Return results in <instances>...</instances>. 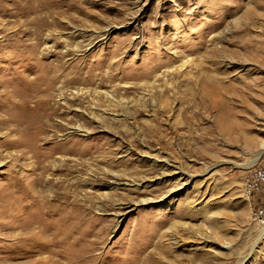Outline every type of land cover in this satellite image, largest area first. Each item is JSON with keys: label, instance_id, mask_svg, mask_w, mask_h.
I'll return each mask as SVG.
<instances>
[{"label": "rangeland", "instance_id": "rangeland-1", "mask_svg": "<svg viewBox=\"0 0 264 264\" xmlns=\"http://www.w3.org/2000/svg\"><path fill=\"white\" fill-rule=\"evenodd\" d=\"M63 4L31 58L19 4L0 0V119L54 75L51 123L76 128L38 140L39 185L29 153L12 160L30 146L0 145V264H264V198L243 192L264 168V0ZM11 124L0 142L26 140ZM34 186L53 206L27 205Z\"/></svg>", "mask_w": 264, "mask_h": 264}, {"label": "bare ground", "instance_id": "bare-ground-1", "mask_svg": "<svg viewBox=\"0 0 264 264\" xmlns=\"http://www.w3.org/2000/svg\"><path fill=\"white\" fill-rule=\"evenodd\" d=\"M12 1L19 4V8L16 9L13 15H16L17 17L22 16L26 18L23 24L18 27L17 33L26 34L28 35L29 39L33 40V43L31 44L32 51L30 56L31 58H35L36 47H38L39 45V39L42 37L43 32L47 31L49 34H51L55 31L52 27L54 26L61 27V24L63 22L59 20V18L63 13L67 12L68 7L63 4V0H12ZM34 68L36 71L41 73L47 72L45 71V69L36 66L30 67V70ZM63 73L67 74V71ZM113 77H114L113 75H107L106 80L113 79ZM44 80H47L45 81V83L48 82V84L44 85L43 84ZM54 80H56V78L53 75L50 78L40 77L36 79L34 82H30L29 84H25V85L23 84L24 90L22 89L23 91H21L20 95L16 97L18 98L17 101L12 100L14 97L12 99L8 98L6 117L10 116V121L9 118L3 120L0 119V126H7V124L12 123L11 127L12 125L15 127V128L14 127L7 128V132L9 131V133L15 132L18 129L16 127H25L26 132L25 133L22 132V134L24 135L26 134L27 136L26 140H23L22 138H18V140H16L15 138H10L9 135H6L5 138L1 140L0 145L7 146L8 148L11 149H16V148L20 149L23 148L24 146H30L29 148L32 149V151L31 150L23 151L22 149V151H20L22 154L20 156L16 155L17 157L15 158L12 157V160H16L18 158H24L21 156L23 155L25 156L28 153L30 154V156L28 157L34 160L32 162L33 166H31V171L35 172L36 169L39 171L38 173L35 174V180H34L35 185H39L41 183L44 173L51 167L52 161L50 159L52 158V154H53L51 149H43L42 152L37 151L36 148L38 146H36V144L38 140L40 139L42 140L45 137V134L49 130L54 129V125H56L57 127L59 126L60 128L66 127V129H76V128H72L71 126L69 127V123L63 125L60 124L57 125L51 123L52 120V118H50L51 106L48 105V103L51 100L50 95L52 93L50 92L52 90V81ZM106 94L107 97L111 99L113 98L112 94L109 93ZM30 102H32L33 104L32 107L29 106ZM64 105L66 106V102L64 103ZM13 115H15V119ZM77 129H82V126L78 125ZM74 131L77 132L76 130ZM65 143L73 144V147H75L74 145H77L79 142L70 138L67 141H65ZM53 144L55 143L53 142ZM69 152L72 153L71 149L62 151V153L64 154H68ZM253 162L255 163V161ZM40 192L41 191H38V189H36L35 186L31 191L30 190L24 191L23 192L24 197H31L33 199V202H29L27 203V205L34 206L37 209L39 208L41 210H43V207L45 205L46 207L48 204L52 205L51 202H49V200H47L44 196H42ZM24 197L22 199H24ZM58 198L59 196L56 194V192H54L51 201H58ZM26 228L29 229L28 232L30 233L33 232L32 231L33 228L31 226L24 227L23 229L26 230ZM263 233H264V224L262 227V234Z\"/></svg>", "mask_w": 264, "mask_h": 264}, {"label": "built area", "instance_id": "built-area-1", "mask_svg": "<svg viewBox=\"0 0 264 264\" xmlns=\"http://www.w3.org/2000/svg\"><path fill=\"white\" fill-rule=\"evenodd\" d=\"M243 192L246 196H261L264 198V168L253 169L243 182ZM252 217L256 221H263L264 209L257 207L252 211Z\"/></svg>", "mask_w": 264, "mask_h": 264}]
</instances>
